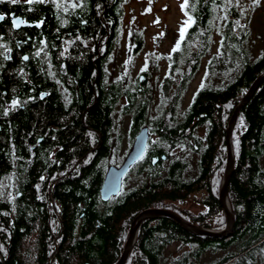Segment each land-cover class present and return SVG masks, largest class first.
Segmentation results:
<instances>
[{"label": "trees", "instance_id": "1", "mask_svg": "<svg viewBox=\"0 0 264 264\" xmlns=\"http://www.w3.org/2000/svg\"><path fill=\"white\" fill-rule=\"evenodd\" d=\"M126 2L83 0L82 7L73 11L74 30H78L73 36L90 45L72 61L80 96L71 114L53 96L44 104L34 102L25 110L13 107L5 114V104L29 86L15 76L17 72L0 71V264H116L131 224L148 209L169 210L209 230L225 228L219 191L227 159V128L240 100L264 74V52L252 58L247 47L249 28L234 2L228 6L227 0H182V13L192 22L166 57L168 71L159 90L162 108L156 118H150L147 82L152 73L142 72L131 87L123 82L120 87L102 85L107 74L103 64L110 60L114 40L121 35ZM83 20L85 26L80 25ZM214 36L216 53L206 67L208 80L177 116L178 102L212 48ZM129 37L136 54L143 47L141 32L133 29ZM102 44L106 50L100 57ZM26 67L34 89V65L30 62ZM122 98L120 113L129 118L128 146L144 127L159 140L150 142L146 159L130 167L122 191L102 201L105 172L123 159L113 163L110 154L120 150L122 135L114 125L113 109ZM50 125L59 127L58 139L65 147H74L72 159L47 158L52 140L40 133ZM189 127L203 130L193 137L195 147L186 141ZM39 136L41 143H37ZM180 143L195 156L194 163L171 155ZM231 148L227 199L234 223L230 232L220 237L196 235L169 217L148 218L141 222L124 264H202L199 261L207 251L224 252L208 264L264 261V80L237 113ZM196 195L204 212L194 215L178 207ZM173 246L188 249L173 256L167 253Z\"/></svg>", "mask_w": 264, "mask_h": 264}, {"label": "flooded vegetation", "instance_id": "2", "mask_svg": "<svg viewBox=\"0 0 264 264\" xmlns=\"http://www.w3.org/2000/svg\"><path fill=\"white\" fill-rule=\"evenodd\" d=\"M82 1L83 0H55V3H53L52 0H48L47 3L29 4L27 0H20V2L16 4H8L7 2L0 4V14L4 16V19L0 20V71L2 72L7 69L8 74L17 72L15 76L22 78V81L29 86V89L23 91L20 95L17 93L14 94V96L17 97L15 99L17 104L13 105L12 101L6 103V110L13 107L18 110H25L34 102L35 104L46 103L48 98L53 96L62 109L66 111V113L71 114L73 102L80 96L79 80L74 77L71 72L72 61L74 56L82 55L83 50L90 45L89 41L80 40L79 35L76 37L73 36V33L78 31L74 30L75 16L73 11L82 7L80 4ZM57 5L61 6L57 7ZM73 5H76V7H73ZM65 8L67 11H65ZM78 17L80 18L79 14ZM14 18H20L26 25L15 28L13 25ZM64 21H66V23ZM38 22L39 27L36 26ZM85 23L84 20L80 21L81 26H85ZM77 37H79V39H77ZM119 39L120 32L111 48L110 60L103 64L105 70L107 64L110 63L113 58ZM42 41L43 43H41ZM105 50L106 45L103 46L102 44L99 52L100 57L104 55ZM62 52L64 53L63 56L60 55ZM36 53L39 54L37 55ZM25 56L27 59H24ZM30 62L34 65L36 77V80H34V89L31 88L33 83L30 77V70L26 67ZM5 64H10L11 67L4 68ZM1 74L2 73H0V76ZM102 77L104 89L112 85L120 87L122 84L121 80H110V76L107 74H103ZM65 97H67V100ZM121 101L122 100L119 99L118 103L115 105L113 114L122 108ZM59 130V127L50 125L40 133L43 134V136H50L52 140L51 148L47 155L49 161H57L61 158L72 159L74 154L73 146L65 147V143L59 141ZM201 130L200 127L192 129L189 127V130L185 134H187L186 138L188 140L186 141L190 146H196L193 137L197 134L201 136ZM37 138V143H41V136ZM150 142H152L151 135H149L147 140L145 154L139 161L148 157ZM132 144L130 147H132ZM35 145L29 148L30 153H32L31 156L34 155L33 149ZM64 147L65 150L63 151ZM98 148L99 147H96L88 151L85 160L91 156V152ZM181 148L182 150L188 151V149L183 148V144L180 143L171 150V153L173 152L171 155L176 157V150ZM112 151L110 154L115 161L118 158V154L115 152L112 153ZM120 164L112 166H120Z\"/></svg>", "mask_w": 264, "mask_h": 264}, {"label": "rangeland", "instance_id": "3", "mask_svg": "<svg viewBox=\"0 0 264 264\" xmlns=\"http://www.w3.org/2000/svg\"><path fill=\"white\" fill-rule=\"evenodd\" d=\"M240 4L245 8V13L241 14L239 8L238 11L242 16L243 22L249 28L247 47L250 49L252 58H255L264 52V0H260V4L257 7L251 5V0H240ZM181 5L182 0H127L123 10V27L120 39L111 62L106 66V72L110 76V80H121V82L129 87L133 86L135 78L142 72L152 73L147 82L152 101L150 118H156L162 108L159 90L161 81L168 71L166 57L175 48L181 36V29H184L187 25L185 22L188 21V18L182 13ZM133 29L140 31L143 37V47L136 54L133 53L132 46L128 41L130 39L129 34ZM216 41L217 38L215 37L212 48L200 61L197 73L187 85L182 99L179 100L177 111L175 110L178 112L177 116H180L187 109L196 92L203 85L204 81L208 80L206 67L210 58L216 53ZM124 103L125 98H122L121 107L124 106ZM120 111L121 109L115 113V124L118 125L117 131L119 132L118 128L121 130L122 139L117 155L118 158L113 163H117L120 159L124 158L131 148L128 146L129 143L126 138L129 118L121 114ZM201 134H203V130H201ZM158 140L157 136L151 137L153 143L158 142ZM181 150L182 148L176 150L175 155L179 157L184 156L186 159L188 158L187 160H193L192 163H194L195 156L191 157L188 151L182 150V152ZM125 179L122 181L121 191ZM129 186L131 185L129 184ZM226 203L229 204V202ZM178 207L194 215L202 213L205 210L204 206L199 203V195L191 197L186 203L180 204ZM187 249H175L173 246L168 249L167 253L176 256ZM223 254V251L215 253L207 251L201 256L199 262L202 264L213 263L224 256ZM258 264H264V261Z\"/></svg>", "mask_w": 264, "mask_h": 264}, {"label": "water", "instance_id": "4", "mask_svg": "<svg viewBox=\"0 0 264 264\" xmlns=\"http://www.w3.org/2000/svg\"><path fill=\"white\" fill-rule=\"evenodd\" d=\"M22 21L20 18H14L13 21ZM26 23H17L14 27H20L25 26ZM141 80V78H140ZM264 80V74L259 76L250 89L247 91L245 96L240 100L239 104L237 105L235 111L233 112V115L229 121L227 133H226V141H227V159L226 164L224 168L223 178L221 181V187L219 191V202L221 204V207L224 211L225 217H226V225L225 228L221 231H212L208 229H204L198 226H194L186 221H183L178 215L175 213L164 210V209H149L146 211H143L140 213L133 223L130 226V229L128 231L127 239L123 247L122 254L119 258V260L116 262V264H124L129 252L135 242L136 234L138 227L142 220L147 218H155V217H169L172 220H174L178 225H180L183 229L189 231L190 233L196 234V235H203V236H210V237H220V236H226L231 228L233 227V214L231 209L226 208V202H228L227 199V184L233 169V155L231 152V146H230V137H231V131L233 128V125L235 123V119L237 116V113L239 109L248 102L251 95L253 94L256 87ZM149 138V134L147 132V127H144L140 130L139 134L136 136L132 147L120 166H109L105 172L101 187H100V198L102 201H107L110 197L116 196L121 189V183L125 175L127 174L130 167L138 162L145 154V149L147 145V140ZM164 159V157H162ZM156 159L152 160V164L156 163Z\"/></svg>", "mask_w": 264, "mask_h": 264}, {"label": "snow or ice", "instance_id": "5", "mask_svg": "<svg viewBox=\"0 0 264 264\" xmlns=\"http://www.w3.org/2000/svg\"><path fill=\"white\" fill-rule=\"evenodd\" d=\"M5 2H7L8 4H16V3H19L20 0H0V4H3ZM47 2H48V0H27V3H29V4H33V3H35V4H42V3H47ZM52 2L55 3V0H52ZM233 2L239 8L241 14H244L245 13V8L243 6H241L240 0H227L228 6H230ZM259 4H260V0H251V5L253 7H257V6H259ZM60 6L61 5H57V7H60ZM73 7H76V5H73ZM97 7H99V5H97ZM192 7L194 9L195 8V5L193 4ZM65 11H67L66 8H65ZM2 19H4V16H3V14H0V20H2ZM222 19H226V17H222ZM64 22L66 23V21H64ZM191 22H192V18L189 17L188 21H186L185 23L188 24V23H191ZM17 23H22V21H15V20L13 21V25L14 26ZM236 23H238V22H236ZM36 26L39 27V22L36 24ZM183 33H184V30L182 28L181 29V36H183ZM77 39H79V37H77ZM41 43H43V41ZM36 54L38 55L39 53H36ZM60 55L63 56L64 53L62 52V53H60ZM24 59H27V57L25 56ZM65 99L67 100V97H65ZM12 103H13V105H16L17 104V101L16 100H13ZM5 114H7V110L5 111ZM241 123H243V121ZM89 135H91V133H89ZM40 179L43 180L44 177L41 176ZM0 251H3V247L2 246H0ZM262 254H264V250H262Z\"/></svg>", "mask_w": 264, "mask_h": 264}, {"label": "bare ground", "instance_id": "6", "mask_svg": "<svg viewBox=\"0 0 264 264\" xmlns=\"http://www.w3.org/2000/svg\"><path fill=\"white\" fill-rule=\"evenodd\" d=\"M233 126H234V125H233ZM232 129H233V128H232ZM231 132H232V131H231ZM226 142H227V141H226ZM230 146H231V137H230ZM226 150H227V148H226ZM231 152H232V155H233L232 148H231ZM127 173H128V172H127ZM126 175H127V174H126ZM126 175H125V177H126ZM125 177H124V178H125ZM124 178H123V179H124ZM121 186H122V183H121ZM120 191H121V189H120ZM118 194H119V193H118ZM112 197H113V196H112ZM110 198H111V197H110ZM226 208L230 210V206H229L228 203H226ZM148 210H149V209H148ZM147 219H148V218H147ZM144 220H145V219H144ZM233 220H234V219H233ZM142 221H143V220H142ZM142 221H141V222H142ZM183 221H184V220H183ZM140 224H141V223H140ZM139 226H140V225H139ZM138 228H139V227H138ZM201 228H202V227H201ZM204 229H206V228H204ZM208 230H209V229H208Z\"/></svg>", "mask_w": 264, "mask_h": 264}]
</instances>
